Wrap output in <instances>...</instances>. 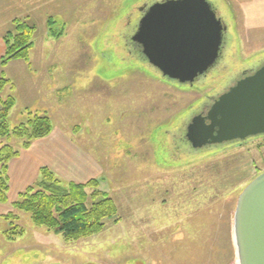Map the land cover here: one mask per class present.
I'll return each mask as SVG.
<instances>
[{"label":"rangeland","instance_id":"obj_1","mask_svg":"<svg viewBox=\"0 0 264 264\" xmlns=\"http://www.w3.org/2000/svg\"><path fill=\"white\" fill-rule=\"evenodd\" d=\"M156 1L0 0V35L18 18L34 27L32 70L66 72L53 81L66 94L44 112L53 124L76 128L103 170L87 191L116 206L100 231L74 240L23 211L12 223L0 216V264L236 263L234 208L264 171V135L194 149L183 134L242 70L264 62V0H208L227 31L218 62L192 85L162 77L130 39L140 8ZM49 17L59 37L48 35ZM12 63L5 78L16 86L18 107L44 101V75L31 85Z\"/></svg>","mask_w":264,"mask_h":264},{"label":"water","instance_id":"obj_2","mask_svg":"<svg viewBox=\"0 0 264 264\" xmlns=\"http://www.w3.org/2000/svg\"><path fill=\"white\" fill-rule=\"evenodd\" d=\"M208 0H160L141 15L130 39L161 76L192 85L221 56L227 27ZM264 135V62L235 79L192 116L184 136L192 148ZM237 264H264V171L239 193L232 219Z\"/></svg>","mask_w":264,"mask_h":264},{"label":"trees","instance_id":"obj_3","mask_svg":"<svg viewBox=\"0 0 264 264\" xmlns=\"http://www.w3.org/2000/svg\"><path fill=\"white\" fill-rule=\"evenodd\" d=\"M14 27L3 35L5 45L1 64L9 60L28 61L29 51L33 46L34 27L23 19H14ZM55 20L47 19L48 35L59 37L55 30ZM12 87L9 79L0 77V203L7 202L9 178L8 162L32 141L47 136L52 130V122L47 112L26 111L23 118L10 124L9 113L15 104L11 94L5 95L4 89ZM96 179L86 183L62 180L48 167H41L37 181L28 186L12 202V210L2 215L6 220L18 219L16 211L29 214L36 225L46 226L60 233L65 240H74L100 231L104 219L116 213L114 201L96 187ZM17 229V228H16ZM12 232V231H11ZM10 230L5 231L9 238ZM17 234L23 230L18 228Z\"/></svg>","mask_w":264,"mask_h":264},{"label":"crops","instance_id":"obj_4","mask_svg":"<svg viewBox=\"0 0 264 264\" xmlns=\"http://www.w3.org/2000/svg\"><path fill=\"white\" fill-rule=\"evenodd\" d=\"M4 51L3 36L0 35V61ZM12 62H19L18 64L20 65L18 66L25 68L27 75L23 76V79H26L31 85L37 83V74H41V77L44 75L45 80L42 81V84L46 90V95L43 96H46V98L42 99L44 101H38L37 98H33L19 108L18 98L14 94L16 86L11 83L12 87H7L3 91L5 95L11 94L15 98V104L9 113V121L12 118H15L17 122L20 121L26 111L48 112V110L52 111L53 107L57 109L58 103L61 102V97L66 93L61 94L64 89L57 88L53 81L59 79L57 72L64 73V71L56 70L55 73L50 71L45 73L34 72L31 64H29L31 63L30 59L28 61L16 59L9 60L5 64L0 62V77L6 76L9 64H14ZM64 74L66 75V72ZM46 102L49 103L48 108L46 107ZM53 103L57 105L53 106ZM56 111H54V117L56 116ZM48 115L52 122L51 132L45 137L33 140L28 148L21 150L16 157L11 158L8 162L9 189L7 202L0 203V216L6 214L12 208V202L17 199L20 192L37 181L41 167H48L64 181L81 184L91 179H96L103 173L99 159L81 142L83 138L77 136L76 128L69 127V125L66 127L62 126V124H53L50 113Z\"/></svg>","mask_w":264,"mask_h":264},{"label":"flooded vegetation","instance_id":"obj_5","mask_svg":"<svg viewBox=\"0 0 264 264\" xmlns=\"http://www.w3.org/2000/svg\"><path fill=\"white\" fill-rule=\"evenodd\" d=\"M147 7H148V6H147L146 4H144V5L140 8V10H142V13H141V14L144 13V11L147 9ZM131 41H132V40H131ZM132 43H133V41H132ZM134 44H135V45H138V44H136L135 42H134ZM262 63H263V62H262ZM262 63H260V65H261ZM260 65H259V66H260ZM257 68H258V67H257ZM255 69H256V68H254V69L249 68V69H244V70H242V72L239 74V78L251 74ZM239 78H237V79H239ZM214 98H215V97H213L212 100H213ZM208 106H209V104H208ZM208 106L204 107V108H203L201 111H199L197 114H199V113H203V114H204L205 111H206V109L208 108ZM197 114H196V115H197ZM191 118H192V117H191ZM191 118H190V119H191ZM189 121H190V120H189ZM183 139L186 140L184 134H183Z\"/></svg>","mask_w":264,"mask_h":264},{"label":"bare ground","instance_id":"obj_6","mask_svg":"<svg viewBox=\"0 0 264 264\" xmlns=\"http://www.w3.org/2000/svg\"><path fill=\"white\" fill-rule=\"evenodd\" d=\"M235 264H237V262Z\"/></svg>","mask_w":264,"mask_h":264}]
</instances>
